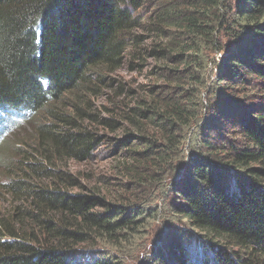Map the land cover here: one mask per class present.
I'll use <instances>...</instances> for the list:
<instances>
[{"label": "trees", "instance_id": "16d2710c", "mask_svg": "<svg viewBox=\"0 0 264 264\" xmlns=\"http://www.w3.org/2000/svg\"><path fill=\"white\" fill-rule=\"evenodd\" d=\"M151 1L0 0V120L28 112L34 136L19 164L21 147L6 141L0 148V191L9 198L0 202V264H121L96 249L122 252L143 215L95 190L75 192L83 187L59 164L89 160L108 138L99 133L123 124L158 134L117 139L124 150L136 139L130 157L142 166L168 163L174 151L187 155L175 166L183 178L172 187L170 207L186 224L168 232L151 264H264V0H179L187 5L180 22L178 4L157 20L178 25L191 40L175 55L184 71L206 48L223 55L206 116L203 89H150L147 99L132 101L136 95L119 85L108 116L100 117L92 98L114 86L107 74L139 39L131 10ZM216 33L232 42L222 45ZM188 75L206 87L202 69ZM248 87L263 94L250 103L232 99Z\"/></svg>", "mask_w": 264, "mask_h": 264}, {"label": "rangeland", "instance_id": "374dc122", "mask_svg": "<svg viewBox=\"0 0 264 264\" xmlns=\"http://www.w3.org/2000/svg\"><path fill=\"white\" fill-rule=\"evenodd\" d=\"M231 3L232 1L229 2V5ZM174 4L179 5L180 17L175 19L180 22L182 17L187 14V5L179 0H152L147 5L148 8L144 10H131L135 18L139 20L137 26L132 30V35L133 38L139 37V39H136V42L134 39L130 42L125 55L126 61L123 65L107 74L109 78L114 80V86L102 89L101 96L92 98V111L97 115L100 117L108 116L105 107H112L109 106V96H112L114 89L122 85L125 87V91L130 92V97L136 95L131 98L132 101L137 98L140 100L147 99L146 96L150 89H175V87L203 89L201 98L203 97L204 108L203 111L201 110V118L206 116L207 108L211 105L209 97L214 96L213 99H215L216 90L214 89L216 87H213V82L217 76L215 67L217 65L218 68L220 67L223 55L206 48L203 50L202 56L197 54L194 57L193 66L184 71L186 66L180 64L175 59V55L186 53L191 40L186 38L185 32L178 25L160 26L157 21L158 18L166 16L162 13ZM232 7L235 9L236 4L234 3ZM215 39L226 47L232 42L224 33H216ZM139 56L143 58L140 59ZM131 62L133 63L132 66ZM198 69L203 70L206 87L196 86L189 79V72ZM178 78L180 81L176 82ZM207 89H213V92L209 94ZM257 91H252V88L248 87L245 96L233 93L232 99L239 103H250L253 99L258 100V97L263 94ZM127 103H130V99ZM228 106L232 107V104ZM30 117L31 114L28 112L20 111L17 115L13 114L11 118L6 117L0 120V148L6 141H12L13 144L21 147L20 157L15 160L17 164L32 153L33 146L31 143L34 141V136L32 126L28 123ZM200 125L202 123H199ZM143 127L140 130L123 124L122 129L118 132H100L99 135L107 134L108 138L102 144L94 147L96 153L89 160L83 162L65 161L59 164L64 172L69 173L77 181L79 187L80 185L83 187L74 189L75 192L85 189L92 192L95 190L97 196L105 198L112 205L131 206L133 211H138L143 215V225L140 227L136 239L127 245L122 252L112 248L98 247L96 249L100 254H108L117 259L121 264H151L153 257L151 253H155L163 243H166L165 239L168 232L173 228L179 230L180 224H186L182 218L173 217L170 207L172 201L176 200L172 194V187L174 183L183 178L182 174L177 173L175 166L178 162L187 161V155H179L178 152L174 151L168 163L156 161L154 168L150 169L149 165L142 166L130 157L131 151H136V139L132 138L133 147L129 145L125 150L117 146V139H124L126 135L158 136L151 127H145V125ZM194 129L195 127H192L191 131ZM186 137V143L189 144L190 136L187 135ZM186 146V152H189V146ZM4 174L0 170L2 183L5 181ZM4 200L8 201L9 198L3 196L2 191H0V202ZM0 211L3 212L1 204ZM187 227H189L188 224ZM191 232L198 234L197 231L191 230ZM101 249L104 251L103 253Z\"/></svg>", "mask_w": 264, "mask_h": 264}]
</instances>
